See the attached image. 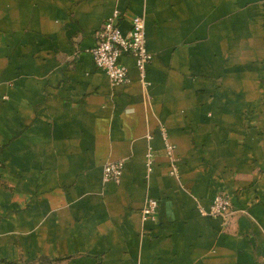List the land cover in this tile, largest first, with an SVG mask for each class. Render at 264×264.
I'll list each match as a JSON object with an SVG mask.
<instances>
[{
	"label": "crops",
	"instance_id": "1",
	"mask_svg": "<svg viewBox=\"0 0 264 264\" xmlns=\"http://www.w3.org/2000/svg\"><path fill=\"white\" fill-rule=\"evenodd\" d=\"M114 9L145 85L93 62ZM0 264H264V0H0Z\"/></svg>",
	"mask_w": 264,
	"mask_h": 264
},
{
	"label": "built area",
	"instance_id": "2",
	"mask_svg": "<svg viewBox=\"0 0 264 264\" xmlns=\"http://www.w3.org/2000/svg\"><path fill=\"white\" fill-rule=\"evenodd\" d=\"M119 10L114 9L110 16L104 20L96 35L95 44L89 49L93 62L97 68L104 71L112 85L125 82L128 79L127 68L121 62V57L129 54L134 58L140 80L145 85V68L152 60V54L146 47L145 19L135 15L131 18L127 32L122 33L118 27L117 18ZM170 150L171 146L166 145ZM147 166L151 162L150 153H147ZM123 168V160L107 161L102 168V180L104 182H118ZM175 166L172 165V172ZM157 201L146 198L141 210L142 218H154ZM198 211L203 215H210L226 221L234 210L230 196L217 192L213 195L207 210L198 205Z\"/></svg>",
	"mask_w": 264,
	"mask_h": 264
}]
</instances>
